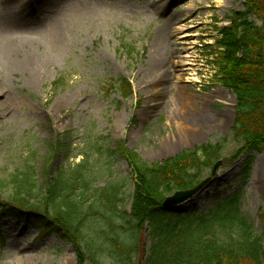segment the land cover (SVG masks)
Returning a JSON list of instances; mask_svg holds the SVG:
<instances>
[{
    "label": "rangeland",
    "instance_id": "rangeland-1",
    "mask_svg": "<svg viewBox=\"0 0 264 264\" xmlns=\"http://www.w3.org/2000/svg\"><path fill=\"white\" fill-rule=\"evenodd\" d=\"M54 8H39L31 28H22L31 41L29 59L38 65L23 60L25 50L0 63V177L22 172L30 162L42 173L41 156L50 153L46 144L65 138L69 149L52 158L57 168L48 178L58 168L71 175L85 164L82 171L92 181L86 204L96 201L97 189L120 183L122 207L130 211L134 176L111 152L117 142L150 163L202 144H220V159L211 175L206 171V183L172 211L207 209L217 191L224 197L242 193V211L264 244V150L252 154L245 179L247 156L238 153L242 141L232 131L236 95L218 83L212 58L206 56L218 29L230 24L229 15L246 9L244 0H67ZM187 33L194 36L182 38ZM10 34L0 33V41ZM183 54L195 58L192 70L177 66ZM156 58L164 66L148 79ZM190 73L198 81L187 80ZM122 78L132 84L128 96L115 88ZM114 222L126 223L120 217ZM87 224L107 227L100 218ZM140 240L137 263L143 264L151 242L148 228ZM76 262L72 244L54 234L39 235L21 218H0V264Z\"/></svg>",
    "mask_w": 264,
    "mask_h": 264
},
{
    "label": "trees",
    "instance_id": "trees-1",
    "mask_svg": "<svg viewBox=\"0 0 264 264\" xmlns=\"http://www.w3.org/2000/svg\"><path fill=\"white\" fill-rule=\"evenodd\" d=\"M245 10L229 15L230 24L220 27L215 44H208L206 56L216 67L218 83L236 95L235 138L242 141L245 179L249 178L252 154L264 150V0H244ZM125 47V45H123ZM128 96L132 84L127 78L114 83ZM65 138L48 142L50 152L43 158V172L27 163L21 172L0 177V218H21L41 236L54 234L77 252L76 264H138L140 233L148 228L150 246L143 264H264L263 237L256 235L242 211V193L215 194L207 209L174 212L163 201L176 191L189 190L212 174L220 159V144L186 149L164 161L148 162L124 141L111 152L128 164L134 178L130 211L124 210L122 185L111 183L97 189L95 202L87 205L92 181L80 164L68 175L52 158L69 149ZM36 156V154L34 155ZM46 178V183H41ZM83 192L76 195L77 190ZM102 207L103 210H100ZM108 212L110 214H108ZM126 223H115L114 218ZM104 219L106 226L95 229L87 221ZM110 262V263H109Z\"/></svg>",
    "mask_w": 264,
    "mask_h": 264
},
{
    "label": "bare ground",
    "instance_id": "bare-ground-1",
    "mask_svg": "<svg viewBox=\"0 0 264 264\" xmlns=\"http://www.w3.org/2000/svg\"><path fill=\"white\" fill-rule=\"evenodd\" d=\"M64 1L67 0H2V4L0 5V33L11 34L7 39L0 41V63L9 61L11 56L20 55L21 51L25 50L26 57H24L23 60L33 64V68L37 66V62L29 59L32 57V51L28 48L31 46V41L27 39V34L22 31V28H31V24L38 18L37 15H39V13L36 12H39V8L48 6L50 10H53L57 4ZM192 27L193 26H191V28ZM190 36L194 35L192 33H187L182 35V38H188ZM176 42L180 44L182 41L176 40ZM193 42L195 43L196 41L194 40ZM179 56L180 59L177 61V66L180 70L183 72L192 70V66L195 65V58L191 54ZM163 63V59L156 58L154 63L155 69L149 73L148 79H153L156 78L157 75H160V69L164 66ZM18 65L24 66L21 63ZM161 76H164V74L161 73ZM182 78L181 76L180 80H182ZM187 80L198 81V78L194 73H190Z\"/></svg>",
    "mask_w": 264,
    "mask_h": 264
},
{
    "label": "water",
    "instance_id": "water-1",
    "mask_svg": "<svg viewBox=\"0 0 264 264\" xmlns=\"http://www.w3.org/2000/svg\"><path fill=\"white\" fill-rule=\"evenodd\" d=\"M218 165L219 163L215 164L213 172L216 171ZM206 181L207 180H204L203 182H201L199 185H197L192 189L176 191L172 195L167 196L163 202V207L165 209L175 210V208L179 204L191 199L192 196L199 191V189L203 186V184L206 183Z\"/></svg>",
    "mask_w": 264,
    "mask_h": 264
}]
</instances>
